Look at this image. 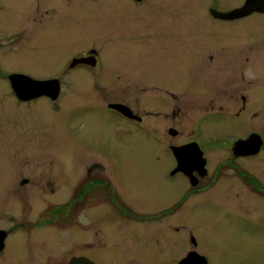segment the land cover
Wrapping results in <instances>:
<instances>
[{
  "label": "flooded vegetation",
  "instance_id": "1",
  "mask_svg": "<svg viewBox=\"0 0 264 264\" xmlns=\"http://www.w3.org/2000/svg\"><path fill=\"white\" fill-rule=\"evenodd\" d=\"M221 1L195 2L207 6L208 17L221 25L255 19L235 33L215 38L217 51L208 49L203 53L205 60L196 59L202 68L218 53L223 68L218 81L202 82L203 93L194 94L201 91L194 78L177 77L180 61L175 48H188L193 41L190 31L173 29L155 39L150 52L169 53L172 67L164 78L173 89L162 87L158 71L139 76L151 82L141 90L149 91L157 104L161 105L158 94L162 93L166 103L175 100L166 105L170 108L140 113L123 97L113 101L107 94L98 100L102 108L158 139L160 163L146 165L153 171L152 179L143 186L149 189H134L122 178V167L115 169L99 160L86 165L77 161L43 163L44 173L15 176L9 185L2 184L7 180L1 177L0 264H202L200 258L204 264H214L204 248V227L190 220L195 209L232 215L226 217L247 234L245 240L253 238L256 228L264 229V12L221 18L211 10L229 11L246 0H228L224 3L234 6L223 9L218 6ZM75 8L72 19L80 16L81 8ZM171 35L184 40L180 43ZM80 57L87 58L85 63L71 67L73 59ZM72 61L69 70L83 65L94 71L93 86L103 80L99 49L92 47L74 55ZM51 78L57 77L46 79ZM62 80L57 100L48 98L52 104L60 100ZM105 80L112 82L108 75ZM178 86L193 93L184 106L176 102ZM139 99L145 101L146 97ZM113 104L127 106L132 116ZM170 121L175 124L165 123ZM214 126L225 135L214 134L218 131ZM162 155L169 160H163Z\"/></svg>",
  "mask_w": 264,
  "mask_h": 264
},
{
  "label": "rangeland",
  "instance_id": "2",
  "mask_svg": "<svg viewBox=\"0 0 264 264\" xmlns=\"http://www.w3.org/2000/svg\"><path fill=\"white\" fill-rule=\"evenodd\" d=\"M68 1L0 0V178L5 176L7 180L1 183L9 185L15 176L44 173L43 163L77 161L86 165L99 160L109 162L115 169L122 167V178L145 192L149 187L143 186L153 177L146 165L160 163L157 154L162 148L158 139L102 108L98 100L107 94L113 101L123 97L140 113L170 108L166 105L173 99L166 103L164 93L158 94L162 101L157 104L149 91L141 90L151 82L139 76L145 71H158L162 87L173 89L164 78L172 67L169 53H150L154 40L173 29L190 31L186 34L194 46L189 43L191 50L175 48L180 61L177 77H193L201 90L194 94L203 93L201 83L218 81L223 68L218 64V53L211 64L204 63L202 68L196 59L205 60L203 53L208 49L217 51L215 38L235 33L255 18L224 25L214 23L208 17L207 6L196 0H72V5ZM227 1L222 0L219 8L234 6L224 3ZM77 5L80 16L72 19L70 15L77 11ZM172 37L180 43L183 37L188 40L184 34L182 38ZM92 47L100 50L103 64L99 73L103 80L95 86L91 68L78 65L69 70L72 57ZM12 73L41 80L54 76L63 79L58 104H52L49 96L20 101L8 79ZM106 74L112 78L111 83H106ZM182 88L177 87L176 102L184 106L193 93ZM213 128L218 129L214 134L225 135L219 126ZM192 214L190 220L204 227V248L214 264H264V229L256 228L253 238L245 240L247 234L226 217L232 215L210 208L195 209Z\"/></svg>",
  "mask_w": 264,
  "mask_h": 264
},
{
  "label": "water",
  "instance_id": "3",
  "mask_svg": "<svg viewBox=\"0 0 264 264\" xmlns=\"http://www.w3.org/2000/svg\"><path fill=\"white\" fill-rule=\"evenodd\" d=\"M213 13L221 18L233 19L238 18L254 11L264 12V0H246L243 5L229 11L212 9ZM92 54L96 50H91ZM87 58H74L70 66L74 67L78 63H85ZM94 62L91 61V64ZM12 89L18 99L22 101L32 100L40 96H49L52 100H57L61 93V82L58 78L36 79L26 74L12 73L8 76ZM114 108L122 111L127 116H132L130 108L122 104H113ZM200 263L204 264V259L200 258Z\"/></svg>",
  "mask_w": 264,
  "mask_h": 264
}]
</instances>
